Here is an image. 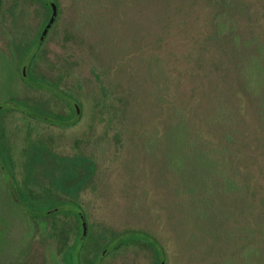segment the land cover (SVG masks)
I'll return each mask as SVG.
<instances>
[{
    "label": "rangeland",
    "instance_id": "374dc122",
    "mask_svg": "<svg viewBox=\"0 0 264 264\" xmlns=\"http://www.w3.org/2000/svg\"><path fill=\"white\" fill-rule=\"evenodd\" d=\"M0 139V264H264V0H0Z\"/></svg>",
    "mask_w": 264,
    "mask_h": 264
},
{
    "label": "trees",
    "instance_id": "16d2710c",
    "mask_svg": "<svg viewBox=\"0 0 264 264\" xmlns=\"http://www.w3.org/2000/svg\"><path fill=\"white\" fill-rule=\"evenodd\" d=\"M55 2V1H53ZM53 2L50 3V6L48 5V1H45V4L48 6L49 9L52 10V5ZM54 6L56 7V5L54 4ZM25 76L24 73L22 75V77ZM27 78V77H26ZM30 83V82H29ZM60 90V89H58ZM62 91V90H60ZM64 92V91H62ZM65 95H68V99L69 101H65L66 105L70 106V108L73 106L75 98L70 94L69 97V93L64 92ZM58 95V93L56 94ZM54 95V96H56ZM57 98L62 99V97L57 96ZM72 112H71V117L69 116V120L65 119L64 122L70 121L72 116L75 115L74 109L71 108ZM72 124V123H71ZM68 125V124H66ZM1 139H0V149L2 151H0V180L3 183V187L5 188V193L8 196V199H10V201H12V204L14 205V210L15 211H20L23 212V214L31 217V218H37V220L39 221V224L43 227H46L47 222H46V218H50V217H54L55 215L59 214L62 211H66L65 209V201H54L53 203H49L47 205L43 204V205H39L37 207H34L33 205H31L30 201L34 198L33 197V193H31L30 191L27 190H22L19 188L18 182H16L15 178H14V169H15V163L12 160V158L7 155L4 150H3V146L1 144ZM4 152V153H2ZM35 152V149H34ZM29 158L30 160L34 159L33 154H29ZM26 171H31V162L28 164ZM74 186H70L67 188L68 191H73ZM48 202V201H47ZM74 202V201H73ZM76 203V202H75ZM77 208L73 210V214L76 217V220L78 223H80V218H79V213L84 214V210L83 208L77 204ZM80 234V233H79ZM76 240H78V242L80 243L79 237L77 236ZM142 241L143 243H145L154 253L155 256V264H164L163 262H161L162 256L164 255L165 251L163 246L161 245V243L155 238L152 237L151 235L142 232L140 230L138 231H122L119 234L112 236L103 246V249H107V254L118 251V249L120 247H122L123 245H125L128 242H135V241ZM81 245V243H80ZM78 247H76L75 243L72 244V246H68L67 244L64 246L63 248V252L66 255L72 256L75 255L77 253V256L80 255V252H77L76 249Z\"/></svg>",
    "mask_w": 264,
    "mask_h": 264
},
{
    "label": "water",
    "instance_id": "95a60500",
    "mask_svg": "<svg viewBox=\"0 0 264 264\" xmlns=\"http://www.w3.org/2000/svg\"><path fill=\"white\" fill-rule=\"evenodd\" d=\"M55 16H56V7L52 5L51 16L42 30L41 37H44L46 35V32L48 31L52 22L55 19ZM76 112H78V110H76ZM79 218H80V223H81V240H82L85 237L86 232H87V223H86L85 216L82 213L79 214Z\"/></svg>",
    "mask_w": 264,
    "mask_h": 264
},
{
    "label": "flooded vegetation",
    "instance_id": "af4514ba",
    "mask_svg": "<svg viewBox=\"0 0 264 264\" xmlns=\"http://www.w3.org/2000/svg\"><path fill=\"white\" fill-rule=\"evenodd\" d=\"M68 108H70V106H68ZM71 108L74 109L75 115L72 116L71 120L67 123L68 125H71V123L74 124L76 122V119L78 118V115H79V106L78 105L74 104ZM76 110H78V112H76ZM69 116L71 117V115H69Z\"/></svg>",
    "mask_w": 264,
    "mask_h": 264
}]
</instances>
